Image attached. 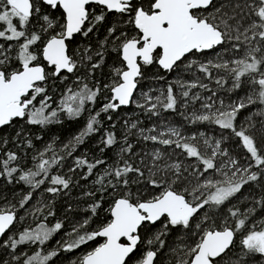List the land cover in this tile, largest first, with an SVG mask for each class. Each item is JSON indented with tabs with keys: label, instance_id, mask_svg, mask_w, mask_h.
Listing matches in <instances>:
<instances>
[{
	"label": "snow or ice",
	"instance_id": "1",
	"mask_svg": "<svg viewBox=\"0 0 264 264\" xmlns=\"http://www.w3.org/2000/svg\"><path fill=\"white\" fill-rule=\"evenodd\" d=\"M93 4L102 9L99 14L89 8ZM44 6L60 9L62 17H52L42 10ZM107 12L127 16L124 23L133 25L137 31L130 36L124 31L117 35L116 27L108 29L109 36L120 41L114 51L121 64L113 67V81L105 85L112 95L101 111H116L135 102L133 94L139 78L144 75L142 67L156 64L171 72L183 64L187 70L198 71L220 89L230 82L228 92L245 90L235 101L225 104L216 89L203 83L199 76L191 81L177 80L185 108L200 102L199 109L185 114L189 123H208L230 130L250 156L245 157V164H241L222 147L223 135L220 139H213L204 132L185 136L179 128L166 125L160 131L155 126L140 129L139 135L144 140L166 148L174 145L188 159L194 158L195 163L185 166L179 158L173 159L170 154L156 149L148 164L141 158L143 169L134 167L127 160L122 166L106 168L95 179L100 186L97 191L115 195L124 189L110 206L111 219L94 231H87L90 219H84L68 234L74 238L58 241V246L63 251H72L89 241L104 238L103 243L72 264H160L158 254L165 248L171 229L181 228L187 230L191 243L181 246L183 255L177 264H251V261L260 264L264 260V221L257 224L251 218L257 207L264 209V196L252 197L253 206L246 211L233 200H240L238 194H242L245 185L264 184V122L257 127L249 116L244 123L237 124L243 109L264 105V0H0V40L7 43V46L0 43V128L11 127L16 120L39 126L60 123L61 113L70 120L77 119L89 105L95 104L100 87H89L80 76L76 77L77 88L66 87L58 101H53L48 94L45 82L50 77H60L62 72L79 70L83 58L71 54L67 42L76 34L88 37L96 24L105 20ZM36 19L42 21L39 30L33 27ZM49 30L51 34L44 41L43 36ZM38 43L41 44L39 50L34 47ZM107 43L105 40L101 47ZM96 55L100 61L104 59L103 52ZM86 58L92 60L91 55ZM42 61H46L52 70L48 71ZM99 67V61L93 63L89 75ZM197 88L210 95L192 92ZM142 95L145 103L138 106L145 107L148 112L159 115L161 108L176 110L178 99L172 84L167 86L166 94ZM53 103H56L55 108ZM100 114H89L84 128L62 146L64 155H59L53 144H48L33 157L34 164L27 170L18 164L12 166L19 160L17 153L4 152V158H0V177L11 182L14 174L19 173L17 182H23L32 190L39 189L47 181L51 186L45 191L53 195L68 189L70 178L53 175L52 169L61 165L66 156H71L77 144H83L86 137L99 131ZM259 114L264 116V111ZM108 119L111 120V116ZM136 127V123L131 124V128ZM257 134L261 143L259 148ZM20 135L18 131L17 138ZM101 143L105 147L116 144L115 133L107 132ZM27 144L31 147V140ZM131 152L132 145L126 143L121 148V158L124 153ZM48 153H52L50 158H46ZM105 163L77 158L75 167L69 171L86 167L84 178L87 179L94 169ZM130 173L135 174V180L128 178ZM189 177H194L196 182ZM132 183H144L161 191L148 195L140 189L134 193L130 190ZM31 199L32 192L29 191L20 201V207ZM101 202L90 206L92 215L97 213ZM222 207L226 214L220 225H216L209 209ZM36 211L41 209L38 207ZM48 215L54 213L49 211ZM18 220L15 206L11 210L0 207V238H4L0 239V247L10 248L16 261H20V256L15 255L18 245L26 242L45 245L63 227L61 222L51 227L40 223L34 229L23 230L19 239L5 238L6 232ZM157 222L161 228L152 231L150 226ZM81 229H84L83 234H80ZM142 229H148L151 235L145 236ZM236 240L240 251L234 259H229L226 254ZM23 255L22 264H49L58 251Z\"/></svg>",
	"mask_w": 264,
	"mask_h": 264
},
{
	"label": "trees",
	"instance_id": "2",
	"mask_svg": "<svg viewBox=\"0 0 264 264\" xmlns=\"http://www.w3.org/2000/svg\"><path fill=\"white\" fill-rule=\"evenodd\" d=\"M90 9H95L96 14H99L102 9L99 6H89ZM46 13H50L52 17L61 18L62 12L60 9L51 10L44 6L42 9ZM106 11V10H103ZM127 16H121L116 13L107 12L105 20L96 24L93 32L88 37H84L81 34L75 36L70 42L69 51L74 56L79 54L78 58H83L79 70L67 74L63 73L60 77H50L45 82L48 88V94L52 96L53 101H58L61 94L64 93L66 87L77 88L76 77L80 76L84 82L89 84V87L94 85L100 87V93L94 105H89L88 110L77 119H68L66 114L61 113L60 123H55L47 126L29 125L24 120H16L13 122V126L5 127L0 130V149L3 153L11 151L17 153L19 160L12 166L17 164L27 170L34 164L33 157L38 152L43 151L45 146L53 144L59 155H64L62 146L69 143L72 137L78 134L85 126L89 114H95V112H101L99 116L100 127L99 131L86 137L83 144H77L71 156L61 162V165L52 169L51 174H60L65 178H70L71 182L68 189H63L57 194L53 195L45 191L50 185L49 182H45L39 189L32 190L28 185L18 181V175L14 174L11 182L6 177H0V207L11 210L12 206H15V211L19 218L18 222H15L13 227L5 235V238L19 239L20 233L25 229H34L40 223H45L47 226H54L56 222H61L63 227L57 233H55L45 245H39L38 242L33 244L26 242L25 244L18 245L15 250V255L20 256V261L13 259V251L8 248L0 247V264H22L25 256L34 254L36 251H40L42 254H47V251L57 250L58 255L53 257L49 264H72L73 261L84 255L86 252L91 251L94 247L98 246L104 241L101 238H97L94 241H89L87 244L81 245L79 248L72 251H63L57 244L58 241H65L73 239L69 236L74 225H78L84 219H90V223L87 226V231H94L102 227L106 222L111 219L110 206L115 198L124 191L121 188L115 195L109 193H101L97 191L100 187L95 183V179L98 174H102L108 167L122 166L123 162L127 160L134 167L144 168V164H148L151 161V153L156 149L161 150L167 154H170L173 159L179 158L183 161L184 165L194 164L195 160L188 159L186 155L181 154V150L175 148V146L165 147L160 144L153 143L152 141H146L141 135H139L140 129H150L153 126L157 131L162 130L166 126L177 127L181 133L185 136H191L194 133L204 132L207 136L213 139H220L221 135L225 138L222 143V147L226 149L229 154L238 159L241 164H245V157H249L250 154L241 146L239 138L233 136L230 130L220 129L218 126L208 123H189L185 118V114L190 115L192 111L199 109L200 102L196 101L195 104H189L185 108L184 100L180 98L181 88L177 83L180 81H191L197 76L209 85L210 88L216 89L217 95L225 104L230 101H235L237 97L244 94V89L228 92L229 84L224 85L223 89L218 88L215 83L207 78H204L201 73L196 71L187 70L182 64L179 69H174L171 72H164L156 64L142 67L144 73L142 78H139L138 89L134 97V103L127 109H119L117 111L102 112V106L109 102L111 98V92L105 85H109L113 81V67L120 66L121 61L119 55L114 48L120 43L118 40H114L109 36L108 29L110 27L117 28V35L120 31L127 32L130 36L136 34V29L133 25L126 24ZM42 21L36 19L33 21V27L39 30L40 23ZM86 22V27H87ZM51 34V30L45 33L43 40L46 41ZM107 40L108 43L101 47L102 43ZM0 43H7L0 40ZM11 43V42H8ZM37 50L40 49L41 44L38 43L34 46ZM86 49H90L87 52ZM103 52L104 59L99 60L96 53ZM87 55L92 56V60H88ZM208 58L211 59L212 55L209 53ZM227 58V57H226ZM188 59H193L189 57ZM100 63V67L92 70V74L89 75V69L93 63ZM47 70V64L42 61ZM187 60L185 61V63ZM215 73V70H213ZM224 75V73H220ZM67 76V79H63ZM169 84L173 85L174 95H176L178 102L175 111H164L162 108L159 111V115L148 112L145 107H140L138 104H144V97L142 94L146 93L151 96H158L161 92H165ZM192 92H204L201 96H208L210 93L203 89H192ZM39 99V98H38ZM53 108L56 107V103H53ZM264 111V105H252L246 109H243L238 115L237 124L244 123L246 119L251 116L253 121L257 123V127L261 122H264V116L259 113ZM111 116V120L108 117ZM136 123V128H131V124ZM21 132L20 137L17 138L16 133ZM107 132L115 133L117 143L111 147H105L101 143V138L105 136ZM155 134V133H151ZM125 137L127 138L125 141ZM257 146L261 147L259 136L257 134ZM31 140L32 146L29 147L27 141ZM4 141H7L5 144ZM127 144L132 145V152L124 153L121 158V148ZM103 149V150H102ZM52 153H48L46 158H50ZM77 158H85L89 162H95L96 160L106 161L105 164H100L93 170V174L85 179L87 174V168H76L74 172L69 171L70 168L75 167V160ZM141 158L144 160V164L140 163ZM221 159L218 157V160ZM223 159H227L224 157ZM255 170V169H254ZM146 171V169H145ZM147 175V171H146ZM187 175V173H186ZM130 180H135V174H129ZM193 183H195L194 177H189ZM142 189L146 194L151 195L158 193L161 189L152 188L144 183L139 185L130 184V190L134 193ZM32 192V199L28 201L23 207H20V201L29 192ZM111 191V190H110ZM94 192V195H88V193ZM240 200H233V203H237L238 207L242 211H246L248 207L253 206L252 197L257 199L264 196V184L260 182L249 183L242 189V194H238ZM101 196L103 200L101 202ZM246 198V199H245ZM95 202H101V207L97 210L95 215L91 214L90 206ZM40 208L41 211L37 212L36 209ZM51 211L54 215H48ZM203 211V210H202ZM209 214L212 215V219L215 220L216 225H220L222 217L226 214L225 208L222 207L219 210L209 209ZM257 224L264 221V209L257 207L256 214L251 218ZM152 231H157L161 228L160 222L155 226H150ZM145 236H150L151 232L148 229H142ZM84 233V229L80 230V234ZM4 239V238H3ZM186 243H191L187 230L181 228L171 229L167 239L166 246L158 254V261L160 264H177V260L182 257L183 252L180 250L181 246ZM176 248V252H172L171 249ZM240 251L238 240L234 242L233 248H231L226 256L229 259H234L236 254ZM251 264H255V261H251ZM260 264H264V260L260 261Z\"/></svg>",
	"mask_w": 264,
	"mask_h": 264
},
{
	"label": "water",
	"instance_id": "3",
	"mask_svg": "<svg viewBox=\"0 0 264 264\" xmlns=\"http://www.w3.org/2000/svg\"><path fill=\"white\" fill-rule=\"evenodd\" d=\"M93 5H94V4H93ZM93 5H89V6H93ZM95 6H97V5H95ZM111 13H114V12H111ZM77 35H79V34L74 35V37L77 36ZM74 37H73V38H74ZM73 38H72V39H73ZM72 39H71V40H72ZM71 40H70V41H71ZM70 41H68V42H70ZM68 42H67V43H68ZM44 62L47 64L46 61H44ZM48 68L51 69V67H49V66H48ZM160 69H161V68H160ZM161 70H163V69H161ZM163 71H164V72H168V71H165V70H163ZM63 73H66V72H62L61 74H63ZM67 74H72V73H67ZM137 89H138V87H137ZM136 92H137V90H136V91L134 92V94H133V100H134V97H135V95H136ZM131 105H132V103L129 104L128 106H121L119 109H127V108H129ZM119 109H118V110H119ZM116 111H117V110H116ZM5 127H7V126H5ZM5 127H4V128H5ZM1 129H3V128H0V130H1ZM1 156H2V151H1V149H0V158H1ZM157 223H158V222H157ZM14 224H15V223H14ZM12 227H13V226H12ZM12 227H11V228H12ZM8 232H9V231H8ZM8 232H6V234H7ZM6 234H5V235H6ZM0 239H3V238H0ZM101 239L104 241V238H101ZM234 242H235V241H234ZM218 259H219V258H218Z\"/></svg>",
	"mask_w": 264,
	"mask_h": 264
},
{
	"label": "rangeland",
	"instance_id": "4",
	"mask_svg": "<svg viewBox=\"0 0 264 264\" xmlns=\"http://www.w3.org/2000/svg\"><path fill=\"white\" fill-rule=\"evenodd\" d=\"M182 91V90H181ZM195 93V92H194ZM199 93V92H198ZM200 95H203L204 94V92H202V93H199ZM144 97V96H143ZM197 110V109H196Z\"/></svg>",
	"mask_w": 264,
	"mask_h": 264
}]
</instances>
